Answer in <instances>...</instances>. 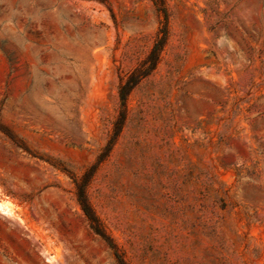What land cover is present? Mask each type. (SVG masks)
Returning <instances> with one entry per match:
<instances>
[{
    "label": "rangeland",
    "instance_id": "374dc122",
    "mask_svg": "<svg viewBox=\"0 0 264 264\" xmlns=\"http://www.w3.org/2000/svg\"><path fill=\"white\" fill-rule=\"evenodd\" d=\"M0 0V264H264V0ZM102 159V160H100Z\"/></svg>",
    "mask_w": 264,
    "mask_h": 264
},
{
    "label": "trees",
    "instance_id": "16d2710c",
    "mask_svg": "<svg viewBox=\"0 0 264 264\" xmlns=\"http://www.w3.org/2000/svg\"><path fill=\"white\" fill-rule=\"evenodd\" d=\"M161 7L159 10L164 14L165 22L162 27L159 29L156 39L152 44L150 51L148 52L147 56L136 66L127 76L126 78L121 81L119 88H118V96L120 100V117L116 121L114 125V133L111 137L106 149L110 150V146L114 142L115 138L117 137L120 128L122 127L126 112H127V99L130 92L137 86V84L147 76H149L156 68L161 53L164 49V46L167 41L168 37V30H167V21H166V11L163 7L162 0H159ZM158 4V0L156 1ZM102 160V159H100ZM88 180V174L84 175L83 180L77 184V202L85 215L90 228L92 231L100 236L109 248L112 250L115 258L117 259L118 264H127L126 261L123 259L119 249L117 248L116 244L112 240V238L107 234L105 228L103 227L99 217L95 213L94 209L92 208L91 204L89 203L86 192L85 186Z\"/></svg>",
    "mask_w": 264,
    "mask_h": 264
},
{
    "label": "bare ground",
    "instance_id": "6f19581e",
    "mask_svg": "<svg viewBox=\"0 0 264 264\" xmlns=\"http://www.w3.org/2000/svg\"><path fill=\"white\" fill-rule=\"evenodd\" d=\"M0 211H2L4 213L11 211L10 204L8 202L0 200Z\"/></svg>",
    "mask_w": 264,
    "mask_h": 264
}]
</instances>
